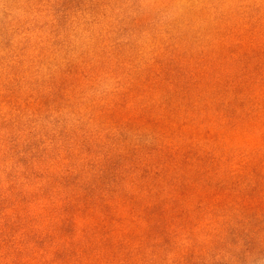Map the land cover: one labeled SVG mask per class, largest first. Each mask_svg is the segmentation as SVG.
Masks as SVG:
<instances>
[{"label":"clouds","instance_id":"obj_1","mask_svg":"<svg viewBox=\"0 0 264 264\" xmlns=\"http://www.w3.org/2000/svg\"><path fill=\"white\" fill-rule=\"evenodd\" d=\"M0 264H264V0H0Z\"/></svg>","mask_w":264,"mask_h":264}]
</instances>
